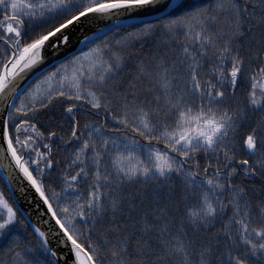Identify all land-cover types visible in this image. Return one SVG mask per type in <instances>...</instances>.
Wrapping results in <instances>:
<instances>
[{
  "label": "snow or ice",
  "instance_id": "1",
  "mask_svg": "<svg viewBox=\"0 0 264 264\" xmlns=\"http://www.w3.org/2000/svg\"><path fill=\"white\" fill-rule=\"evenodd\" d=\"M0 264H264V0H0Z\"/></svg>",
  "mask_w": 264,
  "mask_h": 264
}]
</instances>
